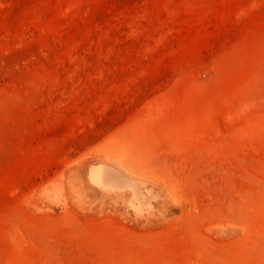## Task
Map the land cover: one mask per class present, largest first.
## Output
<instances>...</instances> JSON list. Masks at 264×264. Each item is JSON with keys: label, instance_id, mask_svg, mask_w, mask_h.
Segmentation results:
<instances>
[{"label": "rangeland", "instance_id": "obj_1", "mask_svg": "<svg viewBox=\"0 0 264 264\" xmlns=\"http://www.w3.org/2000/svg\"><path fill=\"white\" fill-rule=\"evenodd\" d=\"M0 264H264V0H0Z\"/></svg>", "mask_w": 264, "mask_h": 264}]
</instances>
